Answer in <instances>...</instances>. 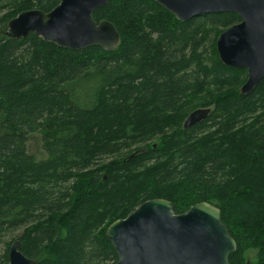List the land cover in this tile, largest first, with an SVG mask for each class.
Wrapping results in <instances>:
<instances>
[{
	"label": "trees",
	"instance_id": "1",
	"mask_svg": "<svg viewBox=\"0 0 264 264\" xmlns=\"http://www.w3.org/2000/svg\"><path fill=\"white\" fill-rule=\"evenodd\" d=\"M59 2L0 0V264L15 239L33 264H114L106 227L156 197L175 213L214 204L230 264H264V78L240 94L246 69L215 47L237 14L181 22L153 0H111L92 14L120 35L109 52L5 35L21 11ZM197 107L209 115L184 129ZM33 132L44 158L27 151Z\"/></svg>",
	"mask_w": 264,
	"mask_h": 264
},
{
	"label": "water",
	"instance_id": "2",
	"mask_svg": "<svg viewBox=\"0 0 264 264\" xmlns=\"http://www.w3.org/2000/svg\"><path fill=\"white\" fill-rule=\"evenodd\" d=\"M109 1L60 0L48 12L24 10L8 21L5 35L25 38L34 33L61 48L99 46L109 52L117 47L120 35L111 22H96L92 16ZM153 1L181 22L208 13H236L240 21L216 38L219 60L227 67L246 69L247 78L239 88L242 95L251 93L264 78V0ZM209 112V108L192 110L183 128L204 120ZM105 235L117 255L114 264H230L229 255L236 250L220 209L207 201L175 213L169 200L151 198L112 221ZM7 257V264L34 263L21 252L18 239L10 244Z\"/></svg>",
	"mask_w": 264,
	"mask_h": 264
},
{
	"label": "rangeland",
	"instance_id": "3",
	"mask_svg": "<svg viewBox=\"0 0 264 264\" xmlns=\"http://www.w3.org/2000/svg\"><path fill=\"white\" fill-rule=\"evenodd\" d=\"M240 88V87H239ZM27 151L29 154H32L33 156H35L37 159H41L46 157V152L43 149V145H42V138H41V134L38 132H33L29 135V137L27 138ZM20 231H18L16 233L19 234ZM3 245H0V253L3 251ZM255 255H256V249H252L250 251H247L246 253V257H247V263H249V261H253L255 260Z\"/></svg>",
	"mask_w": 264,
	"mask_h": 264
},
{
	"label": "flooded vegetation",
	"instance_id": "4",
	"mask_svg": "<svg viewBox=\"0 0 264 264\" xmlns=\"http://www.w3.org/2000/svg\"><path fill=\"white\" fill-rule=\"evenodd\" d=\"M240 21V20H239ZM238 21V22H239ZM237 23V22H236ZM197 108H209L210 110H211V107H197ZM197 108H195V109H197ZM192 110H194V109H192ZM192 110H190L189 112H187V114H185V117L183 118V122H184V120H185V118H186V116L192 111ZM210 113V112H209ZM209 115V114H208ZM183 122H182V127H183ZM193 126V125H192ZM192 126H190V127H192ZM190 127H186V128H190ZM185 129V128H184ZM158 142L156 141H154V142H152V144H153V146H155L156 144H157ZM149 144H151V143H149Z\"/></svg>",
	"mask_w": 264,
	"mask_h": 264
}]
</instances>
